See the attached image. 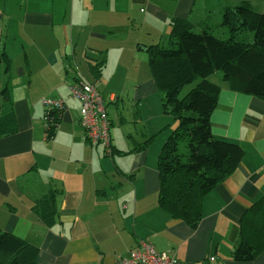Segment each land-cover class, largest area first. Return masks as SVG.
Instances as JSON below:
<instances>
[{"label": "crops", "instance_id": "obj_1", "mask_svg": "<svg viewBox=\"0 0 264 264\" xmlns=\"http://www.w3.org/2000/svg\"><path fill=\"white\" fill-rule=\"evenodd\" d=\"M229 3L236 2L0 0V48L12 59L0 91L8 88L18 126L0 137V228L36 245V264H120L118 256L139 239L172 254L175 264H264V246L250 260L233 257L240 239L249 234L253 244L264 242V207H252L264 199V99L231 90L218 73L209 77L220 86L211 131L239 144L243 157L203 196L195 227L171 217L158 203L157 157L174 124L162 110L161 94L138 45L165 43L172 17L188 19L196 31L215 27ZM92 65L99 66L98 77ZM35 66L51 70L44 91L32 87ZM76 81L95 83L103 98L109 153L86 139L80 102L69 92ZM119 90L133 94L135 120L142 124L134 133L115 130L114 118L124 121V110L115 107L111 113L108 103L118 106L119 99L127 98H116ZM44 98L64 102L52 138L44 122ZM150 119L160 120L155 134H150ZM162 134L161 146L150 148L153 137L132 151ZM50 194L53 214L45 221L40 210ZM250 210L255 221L242 232L241 219Z\"/></svg>", "mask_w": 264, "mask_h": 264}, {"label": "trees", "instance_id": "obj_2", "mask_svg": "<svg viewBox=\"0 0 264 264\" xmlns=\"http://www.w3.org/2000/svg\"><path fill=\"white\" fill-rule=\"evenodd\" d=\"M221 25L228 32L224 38L213 33L214 26L196 31L188 19L172 17L166 46L161 42L138 45L148 56L162 110L171 116L170 126L174 124L157 157L158 203L171 217L181 218L191 227L202 217L203 196L237 168L244 154L239 144L217 138L211 131L210 116L218 103L220 86L209 77L219 70L231 90L264 99V12L245 0L229 3L223 7L216 26ZM11 61L0 48L4 73H9ZM91 71L94 77L100 74L99 66L92 65ZM196 80L180 97L183 87ZM0 102L1 137L15 133L18 126L7 87L0 91ZM45 114L48 138H52L62 109ZM153 137L137 143L132 151L143 149ZM107 148L111 151V144ZM45 199L40 216L47 221L53 214V195ZM252 207H264V199ZM255 218L251 210L243 215L242 232L251 227ZM251 237L249 234L247 239H240L233 250L235 259L250 260L262 250L264 242L261 246L253 244ZM37 255L36 245L0 228V264H36Z\"/></svg>", "mask_w": 264, "mask_h": 264}, {"label": "built area", "instance_id": "obj_3", "mask_svg": "<svg viewBox=\"0 0 264 264\" xmlns=\"http://www.w3.org/2000/svg\"><path fill=\"white\" fill-rule=\"evenodd\" d=\"M69 90L70 94L80 102L79 122L86 139L92 144L101 143L108 150L110 121L96 84L76 82L70 85ZM42 103L46 114L64 108L62 99L44 98ZM118 260L120 264H175L172 254L158 251L148 239H139L137 245L130 248L126 255H119Z\"/></svg>", "mask_w": 264, "mask_h": 264}, {"label": "rangeland", "instance_id": "obj_4", "mask_svg": "<svg viewBox=\"0 0 264 264\" xmlns=\"http://www.w3.org/2000/svg\"><path fill=\"white\" fill-rule=\"evenodd\" d=\"M230 1V0H228ZM241 0H235L236 3L240 2ZM247 2H249L251 4V6L257 10V11H260V12H264V0H245ZM236 3H233V4H236ZM221 12V11H220ZM223 31L225 32V34L223 33ZM213 33L216 35V36H219L221 38H224L227 36L228 32H227V29L224 27V26H216V27H213ZM167 43L164 44V46H166ZM144 54L146 55V58H145V62L146 64L148 65V56L147 54L144 52ZM107 70H106V73L109 74V72H111L115 67H114V63L113 64H109L107 65ZM0 68L1 69V73H0V84L2 83V75L4 74V71H3V64H0ZM34 70H38L37 72H35L33 74L34 78H33V83H32V87L33 88H36V91L37 92H40V91H44L45 89L44 88H47L48 85H49V80H47L46 77H48L50 75V72L51 70L46 67L42 70H39L37 66L33 67ZM108 71V72H107ZM215 73H218V75L221 77V71L217 70V72ZM7 74V73H5ZM214 74V73H213ZM212 74V75H213ZM14 77H17V75H15ZM17 82H20V78L16 79ZM198 80L192 82V83H189L187 85H185L180 93V97H182L188 90H190L197 82ZM8 85L9 86H12V79H11V75H9V82H8ZM14 89L17 90V88H19V84H14ZM70 92V90H69ZM128 92H124L123 93V90H119L117 91L116 93V98H120L121 95L123 96H126L128 98H125V99H119V103H118V106L116 105L115 106V103L114 102H111V103H108L109 105V110L112 108V112L114 111L115 107H117L120 111H123L124 110V121H119L117 119L114 118V121H115V130L118 131V129H123L124 131H127L128 132H131V133H134L136 131L137 128H140L142 126L141 124V121L139 120V118L137 117V119L135 120V116H134V110H135V106H134V102H132V95H129V93L127 94ZM129 95V96H128ZM49 96V95H47ZM132 96V97H131ZM106 102V101H105ZM137 108H138V105H137ZM147 112V111H146ZM147 114H149L147 112ZM160 115L163 116V112L160 108ZM122 118V116H121ZM149 123H150V134H155L156 133V129L158 127V125L160 124V120L158 119H150L149 120ZM167 126V125H166ZM168 128V126H167ZM167 131V130H166ZM165 135L162 134L160 136V140L157 139L158 135L154 136V140L152 145L153 146H150L151 149H153V147L155 146V144H157V147L158 145L161 146V141L163 140V137ZM103 146V145H102ZM184 146H182V151L184 150ZM110 151V148H108L107 152Z\"/></svg>", "mask_w": 264, "mask_h": 264}]
</instances>
